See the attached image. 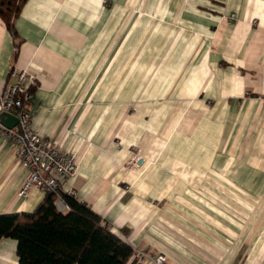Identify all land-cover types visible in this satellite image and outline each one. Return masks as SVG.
<instances>
[{
	"label": "crops",
	"instance_id": "crops-1",
	"mask_svg": "<svg viewBox=\"0 0 264 264\" xmlns=\"http://www.w3.org/2000/svg\"><path fill=\"white\" fill-rule=\"evenodd\" d=\"M0 19V83L35 78L31 127L111 233L166 264H264V0H27ZM131 148L147 161L128 168ZM0 139V215L47 193ZM0 264H20L0 241Z\"/></svg>",
	"mask_w": 264,
	"mask_h": 264
},
{
	"label": "trees",
	"instance_id": "trees-1",
	"mask_svg": "<svg viewBox=\"0 0 264 264\" xmlns=\"http://www.w3.org/2000/svg\"><path fill=\"white\" fill-rule=\"evenodd\" d=\"M27 0H0V19L14 38L13 21ZM60 213L47 194L32 213L0 215V241L16 242L20 264H136L132 249L110 232L101 217L71 195Z\"/></svg>",
	"mask_w": 264,
	"mask_h": 264
},
{
	"label": "built area",
	"instance_id": "built-area-1",
	"mask_svg": "<svg viewBox=\"0 0 264 264\" xmlns=\"http://www.w3.org/2000/svg\"><path fill=\"white\" fill-rule=\"evenodd\" d=\"M15 82L0 83V139L8 142L17 159L26 170V178L18 191V198H25L32 188L55 196L54 206L60 213L69 211V206L59 195L60 179L71 178L77 169L73 154L63 153L60 141L42 139L31 127L28 107L31 103V88L35 78L25 71H12ZM2 115H13L18 123L7 128L1 122ZM128 168L141 170L147 161L136 148L130 150ZM132 258L143 262L144 254L132 249ZM154 264H166L167 257L158 254L151 258Z\"/></svg>",
	"mask_w": 264,
	"mask_h": 264
},
{
	"label": "water",
	"instance_id": "water-1",
	"mask_svg": "<svg viewBox=\"0 0 264 264\" xmlns=\"http://www.w3.org/2000/svg\"><path fill=\"white\" fill-rule=\"evenodd\" d=\"M1 122L3 123L5 127L12 128L17 125L18 120L13 115H2Z\"/></svg>",
	"mask_w": 264,
	"mask_h": 264
},
{
	"label": "rangeland",
	"instance_id": "rangeland-1",
	"mask_svg": "<svg viewBox=\"0 0 264 264\" xmlns=\"http://www.w3.org/2000/svg\"><path fill=\"white\" fill-rule=\"evenodd\" d=\"M136 150H137V148H136Z\"/></svg>",
	"mask_w": 264,
	"mask_h": 264
}]
</instances>
